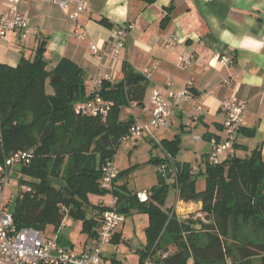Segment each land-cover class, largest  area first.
Returning a JSON list of instances; mask_svg holds the SVG:
<instances>
[{
    "label": "trees",
    "instance_id": "16d2710c",
    "mask_svg": "<svg viewBox=\"0 0 264 264\" xmlns=\"http://www.w3.org/2000/svg\"><path fill=\"white\" fill-rule=\"evenodd\" d=\"M100 21L108 25L106 19ZM44 51L43 42L32 58H21L15 67L0 63V164L20 151L29 155L13 173L19 183L16 196L4 203L17 228L46 233L51 227L62 243L59 228L68 215L81 222V232L92 244L109 208L104 197L109 196L124 217L132 212L147 216L146 242L136 250L137 264L147 256L154 264H264V161L259 148L216 164H210L208 154L196 171L191 162L176 160L178 139H163L154 147L174 159V171L171 178L157 171L158 182L145 190L146 200L127 187L129 168L118 170L111 185L104 186L101 168L113 161L118 144L136 122L132 116L121 120L120 111L128 104H143L146 77L125 65L121 80H102L98 90L110 102L107 114L80 115L76 105L92 97L82 68L66 57L48 66ZM129 77L136 80L128 84ZM167 159L155 156L151 161L172 164ZM199 176L204 177L202 189L197 187ZM170 190L179 200L200 201L202 216L181 218L166 211ZM242 222L252 225L256 239L241 233ZM119 237L115 233L111 241ZM88 240L84 244L90 245Z\"/></svg>",
    "mask_w": 264,
    "mask_h": 264
},
{
    "label": "crops",
    "instance_id": "0c3cea01",
    "mask_svg": "<svg viewBox=\"0 0 264 264\" xmlns=\"http://www.w3.org/2000/svg\"><path fill=\"white\" fill-rule=\"evenodd\" d=\"M84 1L86 8L78 11V0H70L66 8L50 0H21L16 4L0 0V10L5 14L19 13L28 21L24 31L13 29L0 36V63L15 67L21 58H32L44 42L48 66L62 57L76 62L82 68L88 93L95 78L110 83L121 80L125 65L141 75L149 69L143 104L126 105L123 108L127 116L119 117L125 120L132 116L144 123L151 117L152 90L177 92L191 82L188 99L174 104L169 125L151 128L150 135L144 137L151 146L163 139H178L176 160L191 162L196 171L201 158L211 151L210 139L225 138L221 102L235 95L245 104L244 126L235 140V155L245 157L259 148L264 161V0ZM102 18L108 25L100 21ZM128 22L133 27L126 45L116 55L107 53L98 59L90 44L105 48L117 28ZM171 39L174 43L167 47ZM187 53L191 59L185 66L179 57ZM222 56L233 63L222 62ZM158 148L160 154L155 156L170 158L167 160L175 164ZM152 165L157 174L158 164ZM157 182L158 174L153 184L142 189L148 190ZM104 198L108 199L103 201L105 204L110 201L109 196ZM124 223L118 235L123 234Z\"/></svg>",
    "mask_w": 264,
    "mask_h": 264
},
{
    "label": "built area",
    "instance_id": "2783aa9c",
    "mask_svg": "<svg viewBox=\"0 0 264 264\" xmlns=\"http://www.w3.org/2000/svg\"><path fill=\"white\" fill-rule=\"evenodd\" d=\"M6 1L9 4H16L21 0ZM50 1L62 8H66L70 3V0ZM85 8L86 2L78 0L77 10L80 11ZM27 25L28 21L23 15L15 13L9 16L0 10V36L13 29L24 31ZM132 27V22L124 23L117 28L105 48L100 49L95 43H91L90 49L97 55L98 59H101L107 53L116 55L126 45ZM25 35L26 32H23V36ZM78 37L81 38L82 34L79 33ZM173 43L174 39H171L166 46L170 47ZM190 59L191 56L188 53L179 57V60L185 66L190 63ZM221 61L233 63L231 59L224 56L221 57ZM152 68H155V66H152ZM142 74L148 78L150 76L149 69H144ZM101 84V79L91 80L92 97L78 103L75 107L76 113L95 117L107 114L110 102L105 101L99 95L98 90L101 88ZM191 86L192 84L189 82L184 90L177 92L166 91L165 93L163 88L152 90L149 97L151 117L145 123L139 120L136 121L130 128L129 136L139 138L150 135L151 128L167 127L174 114V104L188 99ZM221 107L225 114L223 123L225 138L223 140L210 139L211 151L208 156L210 164H216L225 157L235 154V140L239 129L244 126V101L238 99L235 95H231L221 102ZM28 156V153L20 151L5 158L0 164V264H109L103 255V248L105 244L110 243L112 236L118 232L125 220L124 215L117 211L114 205L115 201L112 198L106 203L109 208L103 213L97 239L90 245L83 244L81 249H75L73 246L60 243L57 236H47L36 229L30 227L17 228L14 225L12 214L4 210L3 191L5 185L13 180L16 165L27 162ZM168 163H161L156 166V169L161 176L171 178L170 172L174 171V168L173 164ZM194 169H197V167H194ZM101 172L102 185L109 187L117 176L118 169L113 166L112 162H107L102 166ZM137 196L140 201L146 200L145 191L138 192ZM161 255L166 257L168 254L161 252ZM141 264L154 263L147 256Z\"/></svg>",
    "mask_w": 264,
    "mask_h": 264
},
{
    "label": "rangeland",
    "instance_id": "374dc122",
    "mask_svg": "<svg viewBox=\"0 0 264 264\" xmlns=\"http://www.w3.org/2000/svg\"><path fill=\"white\" fill-rule=\"evenodd\" d=\"M127 109L123 108L120 112L121 118L127 116ZM160 149L150 144L149 140H145L144 136L136 138L129 136L123 139L117 146L113 166L118 170L130 169L125 177L129 189L144 191L154 180H157L155 166L152 165L151 155L160 154ZM151 154V155H150ZM204 185V177L199 176L197 179L198 189H202ZM19 188L18 179L14 178L7 183L4 188L3 202L14 199ZM168 202L165 207L166 211L175 212L181 218H197L201 217L200 201H189L177 199L176 191L170 190ZM108 200V199H105ZM104 200V201H105ZM147 216L142 213L132 212L125 216L123 234L114 242L105 244L103 250L108 260L117 259L126 263L135 264L138 259L137 249L144 246L146 242L145 227L147 226ZM241 233L250 239H256V232L251 224L242 222ZM45 235L56 236V232L51 227L46 229ZM59 236L61 242L65 245L73 246L75 249H81L82 245L88 240L85 233L81 232V222L74 220L66 215L63 225L59 228ZM88 240V244H91Z\"/></svg>",
    "mask_w": 264,
    "mask_h": 264
},
{
    "label": "water",
    "instance_id": "95a60500",
    "mask_svg": "<svg viewBox=\"0 0 264 264\" xmlns=\"http://www.w3.org/2000/svg\"><path fill=\"white\" fill-rule=\"evenodd\" d=\"M136 80V77H129L128 79H127V83L129 84V83H131V82H133V81H135ZM20 167H18V169H19Z\"/></svg>",
    "mask_w": 264,
    "mask_h": 264
}]
</instances>
